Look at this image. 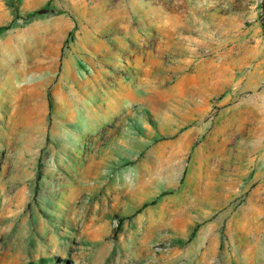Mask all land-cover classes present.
Masks as SVG:
<instances>
[{"label":"rangeland","instance_id":"obj_1","mask_svg":"<svg viewBox=\"0 0 264 264\" xmlns=\"http://www.w3.org/2000/svg\"><path fill=\"white\" fill-rule=\"evenodd\" d=\"M65 263L264 264L263 0H0V264Z\"/></svg>","mask_w":264,"mask_h":264},{"label":"crops","instance_id":"obj_2","mask_svg":"<svg viewBox=\"0 0 264 264\" xmlns=\"http://www.w3.org/2000/svg\"><path fill=\"white\" fill-rule=\"evenodd\" d=\"M78 141H76V143H77ZM76 143L75 144H71V145H69L68 147H67V150L69 151V152H71V153H76Z\"/></svg>","mask_w":264,"mask_h":264},{"label":"trees","instance_id":"obj_3","mask_svg":"<svg viewBox=\"0 0 264 264\" xmlns=\"http://www.w3.org/2000/svg\"><path fill=\"white\" fill-rule=\"evenodd\" d=\"M264 1V0H263ZM32 16V14H30L28 17H31ZM65 264H67V263H65Z\"/></svg>","mask_w":264,"mask_h":264}]
</instances>
